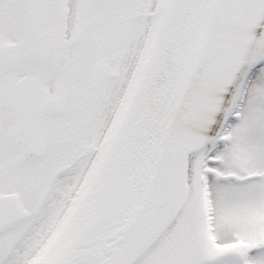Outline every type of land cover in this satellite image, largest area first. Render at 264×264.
Masks as SVG:
<instances>
[{
  "label": "snow or ice",
  "instance_id": "1",
  "mask_svg": "<svg viewBox=\"0 0 264 264\" xmlns=\"http://www.w3.org/2000/svg\"><path fill=\"white\" fill-rule=\"evenodd\" d=\"M0 264H264V0H0Z\"/></svg>",
  "mask_w": 264,
  "mask_h": 264
}]
</instances>
